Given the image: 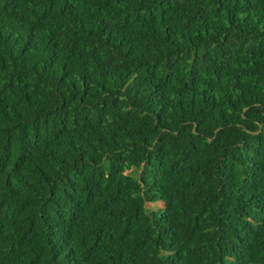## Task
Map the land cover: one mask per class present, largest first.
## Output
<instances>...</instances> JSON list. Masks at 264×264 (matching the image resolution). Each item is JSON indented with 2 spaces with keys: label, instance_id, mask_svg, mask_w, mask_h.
<instances>
[{
  "label": "trees",
  "instance_id": "obj_1",
  "mask_svg": "<svg viewBox=\"0 0 264 264\" xmlns=\"http://www.w3.org/2000/svg\"><path fill=\"white\" fill-rule=\"evenodd\" d=\"M0 264H264V0H0Z\"/></svg>",
  "mask_w": 264,
  "mask_h": 264
},
{
  "label": "rangeland",
  "instance_id": "obj_2",
  "mask_svg": "<svg viewBox=\"0 0 264 264\" xmlns=\"http://www.w3.org/2000/svg\"><path fill=\"white\" fill-rule=\"evenodd\" d=\"M151 207L154 209H156V208L162 209L163 208L162 204H160V203H158L157 205H151Z\"/></svg>",
  "mask_w": 264,
  "mask_h": 264
}]
</instances>
